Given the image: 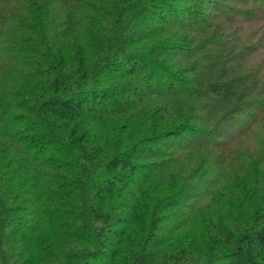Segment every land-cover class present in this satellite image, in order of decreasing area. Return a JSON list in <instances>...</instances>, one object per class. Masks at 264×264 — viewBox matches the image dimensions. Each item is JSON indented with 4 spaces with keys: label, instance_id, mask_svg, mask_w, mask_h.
<instances>
[{
    "label": "trees",
    "instance_id": "trees-1",
    "mask_svg": "<svg viewBox=\"0 0 264 264\" xmlns=\"http://www.w3.org/2000/svg\"><path fill=\"white\" fill-rule=\"evenodd\" d=\"M0 264H264V0H0Z\"/></svg>",
    "mask_w": 264,
    "mask_h": 264
}]
</instances>
